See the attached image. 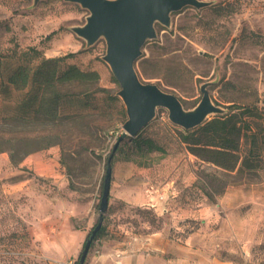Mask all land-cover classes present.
<instances>
[{
  "label": "rangeland",
  "instance_id": "rangeland-1",
  "mask_svg": "<svg viewBox=\"0 0 264 264\" xmlns=\"http://www.w3.org/2000/svg\"><path fill=\"white\" fill-rule=\"evenodd\" d=\"M211 1L173 11L168 26L155 23L156 36L135 62L138 75L175 93L186 108L197 104L208 81L215 103L251 105L264 124V0ZM88 13L71 0H0V71L24 62L34 46L45 56L73 52L64 63L99 72L94 91L65 85L74 93L66 95L58 124L35 125L59 131L60 142L25 155L22 145L17 161L9 148L0 150V264H75L98 219L106 159L127 113L102 58L104 37L86 45L71 28ZM19 94L0 97V116ZM181 128L158 106L137 138L119 142L101 230L82 264L106 243L135 247L151 236L173 264H264V138L256 170L235 172L190 151ZM143 137L163 149L138 145Z\"/></svg>",
  "mask_w": 264,
  "mask_h": 264
},
{
  "label": "trees",
  "instance_id": "trees-1",
  "mask_svg": "<svg viewBox=\"0 0 264 264\" xmlns=\"http://www.w3.org/2000/svg\"><path fill=\"white\" fill-rule=\"evenodd\" d=\"M25 54L24 62H18L6 74L0 71V97L5 99L12 92L20 93L13 100L12 111L0 116V150L9 148L12 161H17L16 150L22 145H27L22 154L25 155L61 141L59 131L42 132L35 125L58 124L66 117L61 107L66 95L74 92L65 85L88 84L90 91L99 88L96 69H83L74 62L64 63L65 57L73 52L45 56L39 55V50L31 46ZM33 57L38 58L37 62H31ZM224 107V112L214 113L192 128H181L180 138L198 157L227 171H255L263 148L264 124L255 120L256 110L251 105L232 102ZM23 125L31 127L28 134H22ZM139 131L132 137L137 138ZM139 144L163 149L151 137L141 138ZM100 230L101 227L96 233Z\"/></svg>",
  "mask_w": 264,
  "mask_h": 264
},
{
  "label": "water",
  "instance_id": "water-1",
  "mask_svg": "<svg viewBox=\"0 0 264 264\" xmlns=\"http://www.w3.org/2000/svg\"><path fill=\"white\" fill-rule=\"evenodd\" d=\"M38 0H34L37 2ZM79 2L89 10L82 24L73 25L72 30L91 45L103 36L106 43L102 58L120 84L117 93L122 98L127 113L123 131L114 142L109 153L102 180L99 199V216L86 235L78 254V264L85 260L89 246L103 221V212L108 206L110 193L111 160L119 142L127 135L134 136L155 115L158 106L168 110L170 120L183 128H192L202 123L209 114L224 112L225 107L215 103L207 89L208 81L200 86V100L186 108L173 92L163 89L155 82L143 81L136 70L135 62L142 53V46L156 36L155 23L170 25V17L186 5L197 8L209 5L211 0H71Z\"/></svg>",
  "mask_w": 264,
  "mask_h": 264
},
{
  "label": "crops",
  "instance_id": "crops-1",
  "mask_svg": "<svg viewBox=\"0 0 264 264\" xmlns=\"http://www.w3.org/2000/svg\"><path fill=\"white\" fill-rule=\"evenodd\" d=\"M86 264H173V261L162 253V245L157 236H151L135 247H117L116 244L106 243L100 254L94 255ZM180 264H184L183 259Z\"/></svg>",
  "mask_w": 264,
  "mask_h": 264
},
{
  "label": "built area",
  "instance_id": "built-area-1",
  "mask_svg": "<svg viewBox=\"0 0 264 264\" xmlns=\"http://www.w3.org/2000/svg\"><path fill=\"white\" fill-rule=\"evenodd\" d=\"M160 197H162V195Z\"/></svg>",
  "mask_w": 264,
  "mask_h": 264
}]
</instances>
